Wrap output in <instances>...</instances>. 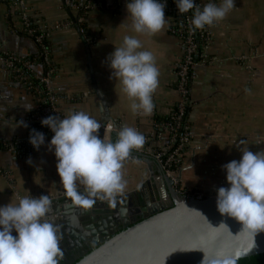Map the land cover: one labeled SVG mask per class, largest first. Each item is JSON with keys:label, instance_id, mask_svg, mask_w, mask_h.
Instances as JSON below:
<instances>
[{"label": "crops", "instance_id": "obj_1", "mask_svg": "<svg viewBox=\"0 0 264 264\" xmlns=\"http://www.w3.org/2000/svg\"><path fill=\"white\" fill-rule=\"evenodd\" d=\"M64 1L74 6L84 2L21 0L23 11L48 33L57 115L64 118L71 111H83L99 123L108 117L107 125L114 130L106 132L113 141L114 132L123 126L133 127L143 136L152 135L154 117L169 116L179 99L172 81L181 47L167 30L168 19L164 15L166 24L159 32L137 35L126 18V0H92L100 8L87 14L82 34L72 23L74 9L63 5ZM12 7L11 1L0 2V206L29 194L52 198L65 192L56 174L55 158L47 150L51 135H46L39 149L26 146L29 130L40 123V98L15 78L6 56L21 60L32 77H41L46 65L34 42L22 35L17 19L8 20L9 14L15 13ZM125 35H137L143 50L152 52L159 70V85L152 94L154 108L148 116L131 111V101L121 92L119 80L111 78L107 66L106 57L121 45ZM195 73L188 94L191 140L181 146L187 149L180 169L181 188L227 187L223 164L239 160L240 149L264 151V0H234L233 9L213 24ZM165 139L162 132L154 143L161 148ZM151 143L135 149L137 158L122 161L124 187L114 195L136 190L151 174L155 181L160 177L159 163L148 154L154 150ZM140 150L145 151L137 154ZM129 155L133 157L132 152ZM142 155L150 159L149 166L142 162Z\"/></svg>", "mask_w": 264, "mask_h": 264}, {"label": "clouds", "instance_id": "obj_2", "mask_svg": "<svg viewBox=\"0 0 264 264\" xmlns=\"http://www.w3.org/2000/svg\"><path fill=\"white\" fill-rule=\"evenodd\" d=\"M174 3L179 14L191 10L193 30L223 20L234 7V0H208L202 7L195 0ZM164 7V0H126L131 31L137 35L159 32L166 24ZM137 35H125L106 61L111 78L119 80L121 92L131 101V111L148 116L154 108L152 94L159 85V70L152 52L143 50ZM40 124L53 134L47 150L55 158L59 183L83 208L91 205L90 198L111 197L123 189L122 161L145 143L143 134L129 126L115 131V141L110 134L100 138L97 133L101 124L83 111H71L64 118L48 116ZM28 143L39 149L45 143L44 134L30 130ZM239 152V160L221 166L227 187L215 189V210L221 217L238 222L254 238L264 232V151L244 148ZM78 185L86 196L78 191ZM49 205L47 195L29 194L18 197L16 203L0 206V264H58L57 230L46 218ZM235 260L233 255L219 253L204 264H235Z\"/></svg>", "mask_w": 264, "mask_h": 264}, {"label": "water", "instance_id": "obj_3", "mask_svg": "<svg viewBox=\"0 0 264 264\" xmlns=\"http://www.w3.org/2000/svg\"><path fill=\"white\" fill-rule=\"evenodd\" d=\"M109 121L108 117L101 119L100 138ZM133 157L137 158L136 153ZM141 160L150 165L148 157ZM159 168L156 181L151 174L149 181L132 192L90 198L93 202L88 208L75 204L66 192L49 198L46 218H54L49 222L57 224L58 233L67 241L64 256L71 258L74 250H80L72 264H154L148 250L157 238L165 237L181 243L169 252L164 264H204L219 253L233 255L237 261L264 253V232L253 238L235 220L221 217L215 210V195H181ZM78 191L87 195L83 188Z\"/></svg>", "mask_w": 264, "mask_h": 264}, {"label": "built area", "instance_id": "obj_4", "mask_svg": "<svg viewBox=\"0 0 264 264\" xmlns=\"http://www.w3.org/2000/svg\"><path fill=\"white\" fill-rule=\"evenodd\" d=\"M1 1V0H0ZM208 1V0H207ZM218 0H214V2H217ZM13 2L12 11H18L23 9L21 0H11ZM67 3V1H65ZM165 7H164V15L168 19V27L167 30L170 32V34L174 37H176L179 41L180 47H181V58L180 62L176 68L174 79L172 81V88L175 91V93L178 96V102L176 105V111L170 115L171 124L165 123L160 125L159 127H156L158 129V133L155 135H149L144 136L145 137V145L148 146L151 142H157L160 140V135L162 132H168L169 137V144L163 145L158 150H153L148 153L150 156L156 160V162L159 163V165L162 167L164 173L166 176H168L171 180H173V175L176 172L175 170H170V166L172 164L178 165L180 158L178 154V150L181 149V146L187 144L191 140V135L188 134V129L185 128V134L179 138V146L170 153L167 158L163 159L164 156L169 152L176 142V132L180 122L182 121V118L184 116V108L186 104L189 103V88L194 79L196 78L195 68L197 66L196 58L198 57V38L202 41V47H201V55H200V61H202L203 57V50L206 48L209 40H210V30L213 27L212 26H206L203 29L199 30H193V27L190 22V18L192 15L191 10L184 14H179L177 11V8L175 6V3L173 0H164ZM195 3L198 6H203L204 4L200 3L199 0H195ZM218 3V2H217ZM68 5V3L66 4ZM100 8L98 3L93 2L92 0H84L83 3L78 4L76 6H73L74 10H81L82 14L77 18L75 22V26H80L85 23L87 14L95 9ZM29 16L25 12L22 13V23H21V30L25 32V36L33 39L36 44H38V52L40 54L41 59L44 62V65H46V72L41 77H28L24 72L26 70L28 71V66L23 64V62L15 57H7L6 60L9 62L12 72L15 74V78L19 79L23 83H26L28 86L31 87L30 79H33L34 81L38 82L39 85L42 88V94H44L45 99H38V102H40V105L38 107V117L39 119L41 117L45 118L48 115L56 114L55 108H54V88L52 83V76H53V69L51 68V62L49 58V50H47L44 47L43 40L48 37V33L46 30L40 28V29H31L29 27ZM174 20L181 21V26L177 28V24H175ZM80 33H84L83 29L80 28ZM23 64V65H22ZM20 66L21 68H19ZM32 89V87H31ZM35 92H37L36 89H34ZM46 132L48 135H53L50 130L45 126ZM113 131V127H109V125L106 126L104 129V136L107 133L106 131ZM108 134V133H107ZM103 137V136H102ZM189 139V140H188ZM135 149L131 150L133 152ZM134 157L128 156L125 160H132ZM174 186L176 187L175 181H173ZM178 192L181 195L188 196L186 191H183L182 189L178 188ZM215 195V193H213Z\"/></svg>", "mask_w": 264, "mask_h": 264}, {"label": "trees", "instance_id": "obj_5", "mask_svg": "<svg viewBox=\"0 0 264 264\" xmlns=\"http://www.w3.org/2000/svg\"><path fill=\"white\" fill-rule=\"evenodd\" d=\"M10 1L9 0H1L0 2L9 3ZM199 2L202 3V4H205L208 1L207 0H199ZM23 12H25V11H23V9H21V10L15 11V13H10L9 16H8V20L11 21L12 19H17V21L19 22V24L21 26V23H22L21 18H22V13ZM80 14H82L81 10H77V11L74 10V16H73V20H72L73 24H74V22H76L77 18L80 16ZM28 19H29L28 20L29 21V27L31 29H34V30L40 29V24L38 23L37 19L31 18L30 16H29ZM174 22H175V24H177V26H176L177 28H179L181 26V21L174 20ZM84 27H85V25L83 26V24L78 26V28H84ZM21 33H22V35H25L24 34L25 32H23L22 30H21ZM31 40L34 42L36 47H38V44H36V42L33 39H31ZM43 44H44V47L47 50H49L48 39L47 38L43 40ZM197 45H198V48H197L198 49V57L196 58V63L198 64L200 62V60H201L200 59V55H201V47H202V41L199 38H198ZM37 51H38V48H37ZM39 55L40 54L38 52V56ZM18 67L21 68L20 66H18ZM45 72H46V69H45ZM24 74H26L28 77H30L29 76V71L26 70V72H24ZM30 84H31V87H32L34 92H35L34 89H37V92H35V95L38 98L45 99V96H44V94H42V88L39 85V83L34 81L33 79H30ZM176 105L172 108L171 114H173L176 111ZM170 115L167 116V117H154L153 124L155 125V128H154L153 135H155L156 133L159 132L156 127H159L160 125L165 124V123H170L171 124L172 121L170 119ZM188 115H189V107H188V104H186V106L184 108V116L182 118V121L180 122V125H179L177 131H175L176 132L175 135H176V138H177L176 142L172 146L171 150L169 152H167V154L164 156L163 159L167 158V156L170 153H172L177 148V146H179V138L185 134V128L188 129V134H190V132H189V123H188ZM33 129H35L36 131L42 132L44 134V137L46 138V135H47L46 131L47 130H46L45 126L42 127L41 124L38 123L37 125L34 126ZM30 130H32V129H30ZM30 130L28 132V137H29ZM163 134L166 136V139L164 140L165 141L164 143L165 144H169V137H170L169 133L168 132H163ZM151 144H153L154 150H158L159 151V148L157 147L156 143L153 142ZM26 146H31V145L29 143H27ZM186 153H187V149H185V148H181L180 150H178L180 161H179L178 165L172 164L169 169L172 170V171L173 170H175V171L178 170L179 167L184 164ZM212 193L213 192H211V194ZM235 264H264V253L263 254H259V255H255V256H251V257H248V258L239 259V260L235 261Z\"/></svg>", "mask_w": 264, "mask_h": 264}, {"label": "snow or ice", "instance_id": "obj_6", "mask_svg": "<svg viewBox=\"0 0 264 264\" xmlns=\"http://www.w3.org/2000/svg\"><path fill=\"white\" fill-rule=\"evenodd\" d=\"M181 242L173 238H157L153 246L148 250V256L154 264H162L169 252L178 247Z\"/></svg>", "mask_w": 264, "mask_h": 264}, {"label": "rangeland", "instance_id": "obj_7", "mask_svg": "<svg viewBox=\"0 0 264 264\" xmlns=\"http://www.w3.org/2000/svg\"><path fill=\"white\" fill-rule=\"evenodd\" d=\"M66 2L64 1V3H63V5H65L66 6ZM68 4H69V7H70V9H72L73 8V6H74V3L73 4H71V2L69 3L68 2ZM79 4V3H78ZM77 4V5H78ZM105 138H107V135H106V137ZM189 140V139H188ZM140 151H142V152H140V153H137V154H141V153H144V151L145 150H140ZM133 153L135 154L136 152H135V150L133 151ZM143 157L141 158V159H144L146 156H144V155H142ZM181 169V166L179 167V169L178 170H176V172L174 173V175H173V181H175V183L177 184L176 185V187L177 188H180V189H182L183 191H186L187 193V195H189V196H194V197H197V196H199V197H209V196H211V195H213V193H215V189H217V188H219V187H221V186H223V187H226V186H224L223 184H221V185H219V186H214V187H212L211 189H209V190H206L204 187L202 188V187H200V188H197V189H188V190H186V189H183V188H181L182 186H181V184H180V177H181V173L183 172V171H181L180 170ZM203 180V179H202ZM205 182L207 181V180H204ZM210 192H213L212 194L210 193ZM211 194V195H210Z\"/></svg>", "mask_w": 264, "mask_h": 264}, {"label": "flooded vegetation", "instance_id": "obj_8", "mask_svg": "<svg viewBox=\"0 0 264 264\" xmlns=\"http://www.w3.org/2000/svg\"><path fill=\"white\" fill-rule=\"evenodd\" d=\"M54 226L57 228V224L55 225V223H54ZM12 234L15 235L14 232ZM57 237H58V247L60 249V255L57 258L58 264H72L71 263L72 257L75 256V258L78 259L80 257V253H79L80 250H79V252L74 250L73 255L71 254L72 255L71 258L65 257L63 252H65V249L68 247L67 241H66L65 237H63V235L60 232L58 233V231H57ZM84 249H86V248L84 247ZM61 256H62V258H61Z\"/></svg>", "mask_w": 264, "mask_h": 264}, {"label": "bare ground", "instance_id": "obj_9", "mask_svg": "<svg viewBox=\"0 0 264 264\" xmlns=\"http://www.w3.org/2000/svg\"><path fill=\"white\" fill-rule=\"evenodd\" d=\"M109 135V134H108ZM51 218V217H50ZM52 219H54V218H51V219H49V220H52Z\"/></svg>", "mask_w": 264, "mask_h": 264}]
</instances>
